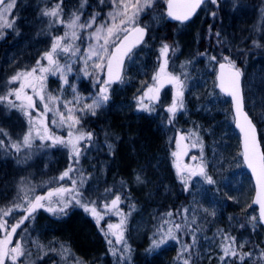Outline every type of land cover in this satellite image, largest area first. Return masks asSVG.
I'll return each mask as SVG.
<instances>
[{
	"label": "rangeland",
	"instance_id": "1",
	"mask_svg": "<svg viewBox=\"0 0 264 264\" xmlns=\"http://www.w3.org/2000/svg\"><path fill=\"white\" fill-rule=\"evenodd\" d=\"M165 1L154 0L153 5L165 3ZM57 3L58 0H16L8 17L9 19L15 17L14 26L12 29H3L0 35V94L7 91L4 81L8 76L18 70H30L35 66L36 60L40 59L46 50H50L51 36L63 35L66 30L63 25L54 24L49 27V18L40 14L44 8L55 7ZM80 4L81 0H63L61 5L63 18L67 20L73 12L83 13L81 15L83 22L91 14L99 13V22L101 19L107 20L108 13L112 11L111 0H105L104 4H100L99 0H87L83 8ZM147 9L139 15L137 23L144 24L150 29L152 39L148 40L140 51L129 59L124 80L121 84L108 85V93L122 87H124L123 90L129 87L137 112L152 115L156 122L154 125L165 134L168 147L172 145L169 155L175 153L173 158L176 168H184L186 165L191 167L200 163L201 153L203 154L207 172L216 183L209 185L200 177L191 178L190 183L194 187L190 188L189 202H186V208L189 209L187 220L190 222L195 219V224L192 225L198 227L200 247L197 257L199 261L204 264H221L222 233L236 231L243 215L241 212L244 214L247 212L249 227L258 226L259 222L258 219L257 221L251 219L253 216L257 217L255 208L251 206L253 188L241 162L236 132L229 133L227 130L228 119L231 120L232 126V116L230 118L227 115L226 99L224 100L216 88V66L223 59V54H229V49L235 48L236 44L243 40L246 41L245 50L247 49L253 55L250 56L251 61L240 68L243 73V94L247 111L251 117H254L264 145V120L261 119L264 116V0H255L254 5L240 3L238 0H218V6L205 4L194 21L189 23L190 25H177L172 31L167 30L169 39L160 38V42H157L154 48L152 40L159 35L156 31H160L167 21L164 13L153 14ZM211 11H215V17L210 14ZM195 30H198L197 35ZM91 31L92 29L79 30L83 41L77 40L76 44L79 45L81 53L86 51L89 44H95L94 40L87 39L88 32ZM164 31L165 29L160 33ZM188 33L189 39L186 36ZM164 44L169 46L166 72L180 76L185 81L184 109L178 111L171 122L168 119L170 114L166 109L171 105L175 94L172 84L166 80L162 84L159 82V99H144L143 103L152 109L151 112L140 110L137 99L147 92L148 87L154 86L157 82L153 80V77L163 64L161 48ZM257 44L261 46L257 47ZM199 47L204 49L203 52H198ZM219 48V51L213 53ZM206 51L212 52L202 55ZM152 52L158 56V58L154 57L153 64L148 62L150 57L148 60H142ZM211 56H216V61L211 60ZM59 60L61 64L70 62L72 71L67 73V84L63 83L58 73L47 74L43 82L45 102L50 103L53 111L44 114V103L40 101L38 95L32 93L31 88L27 90L29 95H33L36 105L35 109H28L32 115L31 122L23 111L0 105V133L3 134L6 142L4 147H0V208H11L14 203H23L27 194L30 196L28 200H34L35 196L42 194V188L48 182L52 183L54 188L71 186L70 180H59V176L68 169L69 165L74 169L70 173L72 178L78 183L82 182L80 190L84 195L96 194L100 184H102L100 187L106 188L105 178L109 163L101 155L100 144L92 139L91 146L82 150L77 164L69 148L61 144L52 146L50 140H45L42 144L36 137L37 131L43 133L44 126L41 122H44L52 135L68 138L70 129L67 123H60L59 115L55 111L59 108L66 113L67 110L64 108L66 101H74L77 98L79 100V103L70 105L74 109V115L81 118L80 124L72 129L74 132L86 131L81 128L85 119L97 117L105 112V104L96 109L95 115L88 110L79 111L84 104H90L98 94L102 84L97 81L107 79L105 71L100 72L92 66V61H88L89 75H85L83 60L77 57L69 60L63 55L59 57ZM41 63L47 65L46 60H41ZM131 73L134 74L131 76ZM131 79H134V82ZM9 87L15 88L18 84ZM37 88L39 90L38 85ZM47 97L58 99L50 102L47 101ZM253 108L255 111H252ZM197 113L199 115L195 116ZM54 120L56 123H53ZM107 127V124L102 126V130L106 132ZM30 130L33 137L31 148L22 147L20 152H16L8 146L11 142L22 143L24 135H27ZM181 135L184 136L183 140L180 139ZM192 156H197V160L193 161ZM216 191L221 192L216 194ZM166 198L168 199V196L164 194L163 198L158 199L161 202ZM250 206L251 209H248ZM18 212H13V215ZM6 219L11 220L12 216ZM120 219L115 224H118ZM188 226H191V223ZM180 233L182 237H185L183 232ZM231 237H235L240 252H247L245 251L248 240L246 236ZM15 242L16 239L13 238V244ZM20 242L26 249V239L20 236ZM241 244L243 248L239 249ZM31 245L41 257H46L54 251L51 244L42 243L36 239L32 240ZM186 254V258L190 257L191 261L193 259L191 250ZM258 258L257 262L264 264V260ZM233 260L234 258L229 259L228 264L233 263ZM243 262L254 264L255 261L253 258H248Z\"/></svg>",
	"mask_w": 264,
	"mask_h": 264
},
{
	"label": "snow or ice",
	"instance_id": "2",
	"mask_svg": "<svg viewBox=\"0 0 264 264\" xmlns=\"http://www.w3.org/2000/svg\"><path fill=\"white\" fill-rule=\"evenodd\" d=\"M16 0H0V35L2 30L12 29L15 23V17L11 19L8 17L11 15V10L14 8ZM63 0H58L55 7L44 8L41 11V16L48 17V24L51 27L54 24L63 25L66 29L63 35H52L50 40V50H46L40 59H37L35 66L30 70H18L8 76L4 81V86L7 89L6 92L0 94V105H6L9 108H17L23 111L24 115L32 120L31 112L28 109H35L36 105L33 100V95H29L27 89L31 88L34 95H38L40 101L44 103V114L49 111H53L49 102L46 101V97L43 94L44 81L47 78V74H59L63 83L67 84V73L72 71V64H61L59 57H64L71 60L72 57H77L83 60L85 65V75H89L87 72L88 61H92V66L98 69L100 72L107 71L108 79L104 81H97L101 83L102 87L99 89L98 94L92 100L90 104H84L79 111L88 110L93 115L96 113V109L102 107L109 100L108 85L113 82V64L118 68L122 67L125 57L129 55L132 48L143 41V37L146 34V27H141L137 23L139 15L145 11V9L152 7L154 0H111L112 11L108 13V19H101L98 22L99 13L91 14L86 20L81 21V15L83 13L73 12L67 20L63 18V10L61 5ZM87 0H81L80 7L83 8ZM100 4H104L105 0H99ZM204 4L217 5L218 0H183L181 3H175L174 0H168V16L177 21H187L192 15L195 14ZM215 17V11L210 13ZM110 21V23H109ZM95 26V27H94ZM92 29L88 32L87 39L94 40L95 44H89L86 51L81 53L79 45L76 44L77 40L83 41L79 30ZM136 34L135 40L131 43L129 36ZM101 41H103L101 43ZM257 47L261 45L257 44ZM169 52V46L164 44L161 48V56L164 57L163 64L160 66L157 74L153 77V80L160 82L161 84L166 80L172 84L175 89V94L172 103L167 107V112L170 114L169 122L175 117L178 111L184 109V90L185 81L180 76L173 75L166 72L167 67V54ZM205 55V54H202ZM211 60L216 61V56H211ZM41 60H46L47 65L41 63ZM223 60L226 63H219L220 74L218 76L220 91L231 97V102L234 106L236 127L244 135V151L242 153L245 162L248 167L252 169L253 174L257 178V184L259 191L257 193V199L254 203L259 205V218L253 216L252 221L264 223V153H261L258 149L256 141V127L253 123L254 117H250L249 113L244 110V96L241 89V77L243 73L239 68H236L234 61L228 56L224 55ZM230 69L228 76H225V68ZM115 79L119 80V73L116 74ZM18 87L12 88L10 85H17ZM39 86V90L37 88ZM75 92V88H73ZM159 88L149 87L147 92L143 96L138 97V106L140 110L151 112L152 109L143 103L144 99L158 100ZM149 93H155L149 96ZM14 97V99H12ZM58 98L47 97V101L54 102ZM19 102V103H17ZM79 103L78 98L74 101H66L64 108L67 112H62L59 108H56V114L59 115V121L61 124L67 123L70 131L68 132V138L65 139L60 136H54L49 133L46 126L43 127V133L37 131L36 137H38L43 144L45 140H50L51 145L61 144L66 148H69L74 158L75 163H79V158L82 150H86L91 146L90 142L93 139V134L90 131L72 129L76 125L80 124V117L74 115L73 107ZM252 111H255L253 108ZM264 120V116L261 117ZM53 123H56L54 120ZM180 139L183 140L184 136L181 135ZM33 142L31 130L27 135H24L21 142H11L8 146L14 149L16 152H20L21 148H31ZM5 140L3 134L0 133V147L5 146ZM193 146H196L193 144ZM111 148V145H109ZM175 155V153H173ZM193 161L197 160V156H192ZM201 162L191 167L184 166V168H177V175L180 182L184 185V190L189 191L194 187L190 183L191 178L200 177L205 183L213 185L216 181L207 172V166L203 162V154L201 153ZM74 171L73 167L69 165L68 169L64 171L59 180L63 181L68 179L71 181V186H59L54 189H50L46 195H37L34 200L25 199L23 203H14L11 208H0V264H6L10 261V264H17V261L21 256H25V247L20 242V237L17 235V229L21 228L26 220L33 218V213L39 208H45L46 211L53 214L63 213L64 209L71 203L75 202L77 205L84 208L86 212H89L96 218L97 224L104 218L105 215H117L121 217L118 224H107V231L101 229L104 233L107 243L109 245V252L116 257L115 264H126L127 253L130 249L123 236L124 225L126 223V216L123 210L120 208V204L123 203L119 191H113L112 189H106V195L100 197L104 201L102 205L103 211L98 209L97 202L94 200L84 199V194L80 190V183L76 179H73L70 173ZM140 182V176L136 177ZM55 197V199H52ZM23 212V216H14L13 212ZM206 211V210H205ZM189 209H183L185 216L184 223H176L174 228L169 226L167 230L163 227L157 230L156 236L152 240V247L158 248L165 244L168 240H175L180 243V238L175 234L176 232H186L191 234L192 242L190 244L185 243L182 245L181 256L184 253H189L197 244V236L193 229L189 228V223L195 224V219L190 222L187 220V213ZM130 214V213H129ZM12 216V220L6 219V217ZM167 216L171 217L172 213H167ZM165 224H169V221H165ZM16 238L15 244H13V238ZM111 237H114L112 239ZM120 246V247H117ZM220 257L221 264H228V260L238 257L241 261L245 258H252L254 253L240 252L236 245L235 237H231L227 234L223 235L221 243ZM243 248V244L239 245V249ZM30 253L25 257L27 260L30 257ZM62 259H67L71 256V252L68 248L62 246L60 250ZM261 260H264V251L259 253ZM73 264H83L79 258H73ZM184 264H190V257L184 258Z\"/></svg>",
	"mask_w": 264,
	"mask_h": 264
},
{
	"label": "trees",
	"instance_id": "3",
	"mask_svg": "<svg viewBox=\"0 0 264 264\" xmlns=\"http://www.w3.org/2000/svg\"><path fill=\"white\" fill-rule=\"evenodd\" d=\"M238 1L251 5H254L255 2V0ZM147 10H151L150 12L153 14L164 13V3L154 4ZM176 27V24L165 22L160 30L165 29V31L163 33L156 31L159 35L152 40L153 48L157 46V42H160V38L169 39L170 35L167 30L172 31ZM197 31L196 35L198 34ZM186 36L189 39L190 34L188 33ZM150 39H152V33L149 29L148 40ZM245 44L246 41L243 40L231 49L228 45L229 54H223V56L228 55L234 61L236 68L239 69L248 64L251 61L250 56L253 55L247 49L245 50ZM203 50L200 48L198 52H203ZM219 50L220 48L214 50L213 53ZM207 52L211 53L212 51H206L202 54H208ZM154 57L158 58L157 54L152 52L142 60L149 58L148 62L153 64ZM143 63L145 64V61ZM133 74L131 73V76ZM125 76L126 73H124L119 84L122 83ZM133 80L131 79L132 82H134ZM123 88L107 93L109 100L105 104V112L100 113L97 117L86 118L81 126L82 129L93 134L94 142L101 146V155L109 163L105 178L106 188L100 187L102 185L100 184L96 194L93 196L84 195L83 198L96 201L98 209L103 211L104 201L100 197L106 195L105 190L119 191L123 200L120 208L127 218L123 236L130 249V252L126 254V264H184V258L187 254L184 253L181 256V249L183 244L192 242L190 233L183 232L185 237H182L180 232H176L175 234L180 238V243L175 240H168L158 248L152 247V240L159 228L163 227L167 230L169 226L174 228L176 223L184 222L183 209H186V202H189L190 190L185 191L184 185L180 182L177 168L174 165V155H169L172 145L170 144L169 148L165 134L154 127L156 123L154 117L137 112L134 107V100L129 93V87L124 90ZM225 102L227 115L231 118L230 105L227 100ZM197 115L199 114L197 113L195 116ZM106 124L108 127L104 132L102 126ZM227 129L229 133L235 132L230 119H228ZM163 156L168 162V168L166 164L162 163ZM163 169L169 178H166L165 174L162 177ZM138 175L141 178L140 183L136 179ZM161 179L163 180L161 181ZM142 182H144L143 185ZM158 182H161V186ZM54 187L50 182L44 184L41 195H45L49 189ZM220 192L216 191V194ZM160 194H166L168 199L159 202L158 198H163V195L160 196ZM29 197L27 194L26 199ZM248 209H251V206ZM169 212L172 213L171 217L167 216ZM241 213L243 215L241 214L239 227L236 231L232 230L231 233L224 231L222 234L246 236L248 240L245 251L254 253L252 258L255 261L254 264H257L259 253L264 251V230L260 225L249 227L246 218L247 212ZM14 216H23V212L19 211ZM119 218L121 217L117 215H105L97 224L96 218L75 202L69 204L63 213L58 214L41 208L33 213V218L26 221L18 229L17 234L26 239L27 248L25 256H21L17 264H73V258H79L83 264H115L116 257L109 252V245L101 229L107 231V224H115ZM166 220L169 221V224H165ZM188 227L193 229L197 236V244L191 249L193 259L190 262L191 264H204L197 257L200 247L198 227L192 224ZM216 237L218 236L216 235ZM16 238L14 237V239ZM111 238L114 239V237ZM33 239L51 244L54 251L46 257H41L31 245ZM62 246L68 248L72 254L66 260L62 259L60 255ZM28 253L31 255L26 260L25 257L28 256ZM233 261L231 264H246L238 257L234 258ZM6 263L10 264V261Z\"/></svg>",
	"mask_w": 264,
	"mask_h": 264
},
{
	"label": "water",
	"instance_id": "4",
	"mask_svg": "<svg viewBox=\"0 0 264 264\" xmlns=\"http://www.w3.org/2000/svg\"><path fill=\"white\" fill-rule=\"evenodd\" d=\"M174 2H175V3H181V2H183V0H174ZM202 6H203V5H202ZM202 6H201V7H202ZM201 7H200V8H201ZM200 8L197 9V11L195 12V14L192 15V17H191L189 20L184 21V22H181V21L174 20V19H172L171 17L168 16V14H167V13H168V0H167V2H166V4H165V15H166V19H167L170 23L186 24V23H189L191 20H193V19L195 18V16H196L197 13L199 12ZM141 27H142V26H141ZM147 34H148V31H146V34H145L144 37H143V41H142L141 43H139V44H136V45L132 48V51L129 53V55H128L127 57H125V59H124V63H123V65H122V67H119V68H118L115 64H113V82H114V83H118V82L121 80L122 75H123V70H124V67H125V64H126V61H127L128 57L132 54V52H133L135 49H137L138 47H140V46L143 44V42L146 40ZM135 36H136V34H131V35L129 36V41H127L126 43H131L132 41H134V40H135ZM220 63H226V62H220ZM226 64H227V63H226ZM105 71H106V70H105ZM220 71H221V70H220V68H219V63H218L217 66H216V74H215V82H216L217 90H218V92L220 93L221 96H223L224 98L228 99L229 102H230V109H231V114H232V118H233V128H234V130H235V131L237 132V134H238L239 148H240V152H241V161H242V164H243V166H244V168H245V171L247 172V174H248V176H249V178H250V180H251L252 187H253V195H252V199H251V204H252V207H254V208L256 209L257 217L259 218V205L256 204V203H254V201L257 199V193H258V191H259V186H258V184H257V178H256V176L253 174L252 169L248 167V165H247V163L245 162L244 157H243V155H242V153H243V151H244V135H243V133L240 131V129L236 127L235 113H234V106H233V104H232V102H231V97L220 91V88H219V80H218V76H219V74H220ZM224 71H225V76H226V78H227L230 69H229L228 67H226ZM117 73H119V75H120V79H119V80L115 79V76H116ZM106 76L108 77V75H107V71H106ZM240 84H241V89H242V94H243V87H242V86H243V77H241ZM149 94H150V93H149ZM243 96H244V95H243ZM244 110H245V112H247L246 107H245V101H244ZM247 113H248V112H247ZM250 117H251V116H250ZM253 123H254V125H255V127H256V134H255V136H256V141H257V144H258V149H259V151H260L261 153H263V147H262V145H261V140H260V137H259L258 128H257V126H256V124H255L254 121H253ZM260 225H261V227L264 229V223H260Z\"/></svg>",
	"mask_w": 264,
	"mask_h": 264
},
{
	"label": "bare ground",
	"instance_id": "5",
	"mask_svg": "<svg viewBox=\"0 0 264 264\" xmlns=\"http://www.w3.org/2000/svg\"><path fill=\"white\" fill-rule=\"evenodd\" d=\"M219 125V124H218ZM154 127L158 130V126H156V125H154ZM228 130V129H227ZM165 152V151H164ZM162 163L163 164H166L167 165V168H168V162H167V160H166V158H165V156H163L162 157ZM164 170V169H163ZM163 174H165V176H166V178H169L168 176H167V174L165 173V170L163 171ZM163 179H161V181H162ZM165 180H167V179H165ZM159 184L161 183V182H158Z\"/></svg>",
	"mask_w": 264,
	"mask_h": 264
},
{
	"label": "flooded vegetation",
	"instance_id": "6",
	"mask_svg": "<svg viewBox=\"0 0 264 264\" xmlns=\"http://www.w3.org/2000/svg\"><path fill=\"white\" fill-rule=\"evenodd\" d=\"M139 51H140V49H139ZM159 82L157 81L156 83H155V85L154 86H150V87H154V88H159ZM149 88V87H148ZM160 89V88H159ZM28 91V90H27ZM28 93H29V91H28ZM152 94H155V93H150L149 94V96H151ZM41 125H43V126H45V123L44 122H41ZM180 140V139H179Z\"/></svg>",
	"mask_w": 264,
	"mask_h": 264
}]
</instances>
